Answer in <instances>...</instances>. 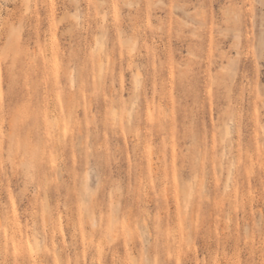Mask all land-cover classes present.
I'll use <instances>...</instances> for the list:
<instances>
[{
    "label": "rangeland",
    "instance_id": "obj_1",
    "mask_svg": "<svg viewBox=\"0 0 264 264\" xmlns=\"http://www.w3.org/2000/svg\"><path fill=\"white\" fill-rule=\"evenodd\" d=\"M262 47L264 0H0V264H264Z\"/></svg>",
    "mask_w": 264,
    "mask_h": 264
},
{
    "label": "bare ground",
    "instance_id": "obj_2",
    "mask_svg": "<svg viewBox=\"0 0 264 264\" xmlns=\"http://www.w3.org/2000/svg\"><path fill=\"white\" fill-rule=\"evenodd\" d=\"M110 5H112V3L110 4ZM45 6V5H44ZM87 23V22H86ZM51 46V45H50ZM83 56V55H82ZM38 67V66H37ZM36 66H35V68H37ZM227 128H229V129H227L228 131L226 132L227 133V137L228 136H230V134L232 133L231 132V129H230V126H228ZM235 132H238V131H235ZM234 132V133H235ZM237 134V133H236ZM232 135V134H231ZM238 135V134H237ZM236 136V135H235ZM231 137V136H230ZM262 137H263V141H264V132L262 133ZM237 139V138H236ZM235 139V140H236ZM249 140H250V138H249ZM238 142V139H237V141H236V143ZM238 148V147H237ZM237 151V150H236ZM235 151V152H236ZM232 152V151H231ZM249 152H250V150H249ZM251 153V152H250ZM264 154V153H263ZM235 155H236V153H235ZM261 157H264V156H261ZM235 158V157H234ZM254 161V160H253ZM238 162V161H237ZM237 162H236V165H237ZM231 165L233 166V164L231 163ZM254 165V164H253ZM232 166H231V168H229V172L227 173V177H226V183H225V191H226V196H227V201H229V203H231L232 202V200H231V198L233 199V196H232V194H234L235 193V189H234V186H235V183H234V181H235V177H234V173H235V171H234V169L232 168ZM237 167V166H236ZM257 167V166H256ZM255 171V170H254ZM237 172V171H236ZM252 175V174H251ZM257 175V174H256ZM235 176H236V174H235ZM239 179V178H238ZM243 180V179H242ZM241 183V182H240ZM252 185H253V183H252ZM253 188V187H252ZM257 188V187H256ZM234 190V191H233ZM243 191V190H242ZM246 191V190H245ZM258 193V192H257ZM264 194V193H263ZM245 195V194H244ZM256 197H257V195H256ZM260 197V196H259ZM263 197V196H262ZM259 200H261V197H260V199ZM263 201V200H262ZM257 202V201H256ZM249 203V202H248ZM231 205V204H230ZM250 205V204H249ZM231 208V207H230ZM229 208V209H230ZM261 209V208H260ZM232 210V209H231ZM262 211V210H261ZM230 214V213H229ZM231 216V215H230ZM231 219H230V217H229V222H231L230 221ZM264 233V232H263Z\"/></svg>",
    "mask_w": 264,
    "mask_h": 264
},
{
    "label": "snow or ice",
    "instance_id": "obj_3",
    "mask_svg": "<svg viewBox=\"0 0 264 264\" xmlns=\"http://www.w3.org/2000/svg\"><path fill=\"white\" fill-rule=\"evenodd\" d=\"M261 57H262V59H264V47H262V49H261Z\"/></svg>",
    "mask_w": 264,
    "mask_h": 264
}]
</instances>
